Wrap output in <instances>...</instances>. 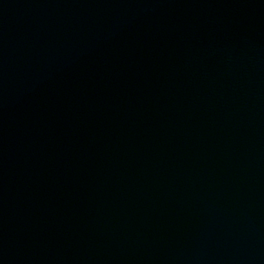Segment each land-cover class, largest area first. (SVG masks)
<instances>
[{
  "label": "water",
  "instance_id": "water-1",
  "mask_svg": "<svg viewBox=\"0 0 264 264\" xmlns=\"http://www.w3.org/2000/svg\"><path fill=\"white\" fill-rule=\"evenodd\" d=\"M0 264H264V0H0Z\"/></svg>",
  "mask_w": 264,
  "mask_h": 264
}]
</instances>
